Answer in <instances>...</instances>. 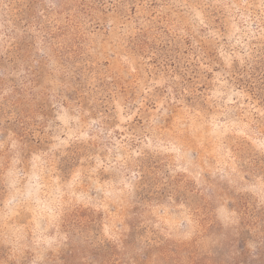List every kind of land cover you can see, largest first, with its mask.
I'll list each match as a JSON object with an SVG mask.
<instances>
[{
    "label": "rangeland",
    "instance_id": "374dc122",
    "mask_svg": "<svg viewBox=\"0 0 264 264\" xmlns=\"http://www.w3.org/2000/svg\"><path fill=\"white\" fill-rule=\"evenodd\" d=\"M0 264H264V0H0Z\"/></svg>",
    "mask_w": 264,
    "mask_h": 264
}]
</instances>
